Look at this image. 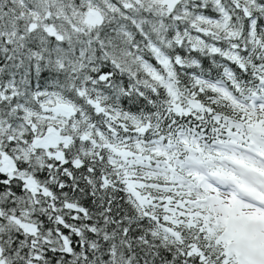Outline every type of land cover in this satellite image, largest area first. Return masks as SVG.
I'll use <instances>...</instances> for the list:
<instances>
[{
    "label": "snow or ice",
    "instance_id": "1",
    "mask_svg": "<svg viewBox=\"0 0 264 264\" xmlns=\"http://www.w3.org/2000/svg\"><path fill=\"white\" fill-rule=\"evenodd\" d=\"M0 264H264V0H0Z\"/></svg>",
    "mask_w": 264,
    "mask_h": 264
}]
</instances>
